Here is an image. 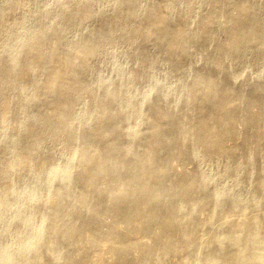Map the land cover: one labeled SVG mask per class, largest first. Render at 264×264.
<instances>
[{"label": "bare ground", "instance_id": "bare-ground-1", "mask_svg": "<svg viewBox=\"0 0 264 264\" xmlns=\"http://www.w3.org/2000/svg\"><path fill=\"white\" fill-rule=\"evenodd\" d=\"M133 1L135 0H122L118 6L120 14L124 12L125 4ZM211 1L204 26L192 34L193 45L195 44L197 48L201 45L198 39L206 32L207 25L210 26V22L217 17L219 7L217 4L221 5L225 0ZM69 3V0L64 1L66 6ZM82 7V12L71 22L93 15L94 7L90 5ZM191 7L190 3L189 8ZM171 10L169 1L160 4L155 11L154 9L150 11L147 20L155 31L156 39L162 43V50L170 51L169 61L176 69H180L184 63L178 61L188 51L187 46L181 44V38L187 29L180 28L170 36L171 30H174L169 18ZM255 12L256 4L253 0H242L235 15H227L221 19L233 22L234 25L229 28L227 41L218 48L216 54L204 57L206 60L210 59L214 67L209 71L198 70L195 74V83L204 91L192 100V89L181 93L184 101L193 105L191 108L185 105L187 107L170 110V103L168 105V102L164 101L165 87L160 84L156 85L152 93L143 100L140 95L142 87L126 86L112 98L105 97L104 100L110 98L109 102L112 103L109 109L101 106L100 102L102 103L103 99L99 100V108L95 113L91 112L94 119L91 121L83 119L79 123L78 128L82 133L69 132L63 138L65 144L73 137L77 138L82 148L77 159L71 153L72 150H69L64 154L65 158H58L48 171L39 170L47 182L59 179L54 191L57 198L51 200V207L43 215L40 214L35 224L28 226L24 218L11 233L4 232L6 229L0 225V264H38L40 261L43 264H81L82 261H85L84 264H152L177 246H180L188 260L196 257L197 249H200L198 258L200 256L201 258L195 260L197 262H192L196 264H264V213L252 219H248V216L243 219L239 217L230 230L223 229L222 225L216 226L212 229L213 233L209 230L212 236L209 234L211 238L207 240H200V235L198 236L206 225L215 220L232 218L234 213L244 210L245 207L255 211L264 204V197L256 198L249 195L244 201L238 202L229 187L209 188L213 181L222 176H233L237 184L242 185L247 174L246 167L251 164L254 172L253 187L257 191L264 190L262 157L258 160L244 147H227L225 142L235 131L233 118L242 107L243 101L244 106L251 103L259 107L262 102L260 79L255 78L253 81L255 83L249 92L245 93L242 87L236 84L232 67L226 66L222 61V59L225 61L224 58L230 53L236 52L241 45L253 46L257 54H261L264 38L258 34L263 25ZM63 18H66V12L60 15V20ZM178 18L182 24L187 22L184 15ZM46 31L47 28H43L39 36L35 33L28 38L24 42L25 48L28 46L27 49L40 51L45 44L43 36ZM131 31V39L142 36L137 27H132ZM97 34H94L96 36L91 43L83 42L79 51L63 53L58 50L63 38L57 35L53 49L39 65L41 68V65L51 64L52 70L45 82H40L33 88L34 96L46 90L58 95L53 101V111L49 116H44L41 111L29 114L27 119L32 117V124L22 121L13 126L18 138L16 141L9 139L2 143L3 154L6 157L10 156L11 162L5 166V163L1 162L6 160L0 161V181L6 180L9 174L16 173L14 168L20 165L37 163L38 166H42L41 163L51 158V154L45 150L41 155L30 150L32 146L36 149L41 146L44 134H47L50 127L53 128L51 137L61 130L70 131L69 128L72 130L73 120L78 116L75 108L76 98L83 96L88 87V83L75 79L74 76L87 68L88 57L98 56L102 51L104 41H100ZM174 52L181 54L178 61L174 60L177 57L173 59L171 56ZM0 57L8 56L1 54ZM79 58L81 60L77 61ZM157 60L159 56L154 59L155 62ZM6 62L7 64L0 65V85L8 88L2 96L5 103L2 111L9 103V92L23 81L15 78V75L26 79L33 72L31 67L17 69V65L13 63L15 61L12 62L8 58ZM124 79L121 80L123 85L132 80ZM150 80L155 78L149 75L144 81L148 83ZM72 90L78 93V96L72 97ZM131 94L133 96L129 98ZM127 100L131 105L133 101L140 107L146 103L153 116V128L149 131L151 138L144 150H138L135 146L141 134L134 135L131 142L122 145L124 138L119 133H123L121 127L124 120L131 117L126 110ZM199 101L204 104L196 106ZM241 119L245 126L246 141L252 139L251 132L254 128L261 129L256 136L254 135L253 143L256 146L255 151L264 149V110L260 107L258 112H248ZM138 125L141 133L142 125L140 122ZM86 128H91V131L87 132L89 129L85 130ZM33 130L36 131L35 136L32 135ZM167 132H174V139L164 136ZM19 133H23V138ZM195 137L199 147L194 143ZM17 150L21 151L19 155L15 154ZM202 153L213 154L219 160H224L225 164L216 170L213 176H206L200 169L199 172L190 175L181 174L172 180L168 179V159L171 155L180 154L198 160L203 156ZM234 156L236 158H232ZM69 157L72 167L65 171H57L58 163L68 162ZM40 172L30 173L26 178L37 180L40 178ZM100 176L114 182L117 185L116 189L100 188L97 185ZM71 177L75 179L71 181ZM75 185L78 191L71 195L69 205H63L64 199L73 191ZM36 189L35 187L29 190L28 200L42 201L37 197ZM3 191L4 194L2 190L0 191V206L6 203L9 195L18 194L17 190L10 186H6ZM225 207L228 209L225 210ZM197 208L208 211L205 219L193 220ZM103 210L109 211L114 219H121L125 228L122 229L118 227L119 224L117 226L112 223L106 234L100 233L98 224ZM38 212L37 208H32L30 214L36 215ZM73 214L78 217L77 224L71 221ZM134 228L138 230V234L131 236L128 231ZM180 231L184 234L181 235V241L177 237ZM87 246L92 247V253ZM182 264L189 262L185 261Z\"/></svg>", "mask_w": 264, "mask_h": 264}, {"label": "rangeland", "instance_id": "rangeland-1", "mask_svg": "<svg viewBox=\"0 0 264 264\" xmlns=\"http://www.w3.org/2000/svg\"><path fill=\"white\" fill-rule=\"evenodd\" d=\"M64 1L65 0H0V55H6L8 56V60L10 59L12 62L15 61L13 63L17 65V69L19 68V70L25 67H31L33 71L29 74V78L26 79L19 77L18 74L15 75V78L23 79V81L9 92L8 99L10 100L7 107L3 109L4 111H2V106L5 103H3L4 98L2 96L8 91V88L0 85V161L6 160V162H1L5 163V166L11 162V158L3 154L2 143L9 139L17 140L18 136L15 135L13 126L17 122L22 121H27V124H32L33 118L30 117L27 119L29 114H35L41 111L44 116H49L53 111V101L58 95L56 96L46 90L42 94L34 96L33 88L36 84L45 82L52 70L51 64L46 63L45 65H41V68H39V65L53 49L57 35H61L63 38V43L58 48L61 53L79 51L83 42H92L93 37L96 36L94 35L95 33H98L97 35L100 37V41H104V46L99 55L88 57L87 68L84 72L74 76L75 79L88 83V87L83 96L76 98L75 108L78 116H76V120H73L74 125L71 123L73 125L72 130L71 128H69L70 131L61 130L51 137L53 128L50 127L47 134H44L41 146L38 149L32 146L30 150L37 151L39 155L46 151V153L48 152L51 154V158L44 161L43 164L41 163L42 166H38L37 163L20 165L14 168L16 173L9 174L6 180L0 181L2 194L5 193L3 189L6 186L13 187V189H16L18 192V194L14 196L9 195L6 199V203L0 206V225L6 229L4 232L7 233L13 232L24 218H26L28 226L35 224L40 214L43 215V213L51 207V200L57 198L54 191L59 183V179L47 182L44 180L42 177L43 174L39 170L48 171L50 166L53 165L58 158H65L64 154L69 150H72L71 153H73L75 159H77L79 153L82 151L77 138L75 139V137H73L67 144H65L63 138L69 132H71V134L82 133V130L78 128L79 123L83 119H88L89 121L94 119V114L91 112L95 113L97 108H99V100H104L107 96L112 98L126 86L132 88L142 87L140 95L143 100L147 95L152 93L156 85L160 84L162 87H165L166 92L163 93L165 98L164 101L168 102V105L170 103V110H176L185 105L191 108L193 105L188 101H184V97L181 93L184 90L192 89V100L204 91L203 88L195 83V74L198 70L209 71L214 67V63L209 61L210 59L206 60L204 57L214 56L218 48L225 44L227 41V32L234 23L226 22L221 19L227 15H235L242 0H225L221 5L220 3L217 4L219 6L216 13L217 17L214 21L210 22V26L207 25L206 32L198 39L201 43L199 48L195 47V44L193 45L192 34L201 30L204 26V21L211 7V0H135L125 4L123 6L124 12L121 14L118 6L122 0H69L70 3L68 6L64 4ZM168 1L172 7L169 18L174 28V30H171L170 36L172 33H176L180 28L187 29L184 36L181 38V44L188 48L187 54L180 60L179 55L181 54L174 52L171 55L173 59L177 57V59L174 60H179L178 62L182 61L184 63V66L180 69H176L173 66L174 64L169 61L168 54L170 51L167 52L162 50V43L156 39L155 31L147 20L150 11L153 9L155 11L157 6L165 4ZM253 1L256 4L255 15L263 25L258 35L264 38V0ZM190 3L192 4L191 8H189ZM83 5L94 7L95 10L93 15L85 17L82 20L71 22L72 19L77 18L78 14L82 12ZM63 12H66V18L60 20V15L63 14ZM182 15L185 16L187 21L183 24L178 21V17ZM116 26H118L117 29ZM132 27H137L142 36L131 39ZM43 28H47V31L45 36H43L45 44L41 50L37 52L34 49H27L28 46L25 48L24 42L35 33L39 36ZM107 52H111V54H107ZM143 55H146V57ZM158 56L159 60L155 62L154 59ZM7 58L0 57V65L7 64ZM224 59L225 61L222 59L223 63L226 66L232 67L231 71L235 73L236 84L238 86L240 85L245 93L249 92L250 87L255 83L253 82L255 78L260 79L262 91V102L260 107L264 110V47L261 54L258 55L253 46L241 45L238 46L236 52L230 53ZM80 60V58L77 59V61ZM139 68H141V70H138ZM149 75L153 76L155 80H150V82L145 83L144 80L149 77ZM124 78H132V80L130 83L123 85V81L121 80ZM72 95V97H75L78 96V93L72 90ZM132 96L131 94L129 98ZM109 99L104 100L105 102H100L101 106L106 109L111 108L112 103L109 102ZM212 100L213 99H211V101ZM125 104L127 113H129L131 117L124 120L121 127V132L123 133H119L122 134L124 138L122 145L125 146L131 142V137L134 135L141 134V138L136 142L135 146L138 150H144L147 147V141L151 138L149 131L153 128L152 124L154 120L151 111H149L146 103L140 107L135 105L133 101V105H131L127 100ZM199 104L201 106L204 103L199 101L196 106ZM169 106H167L168 109ZM260 107L251 103L244 106L243 101L242 107L233 118L235 131L225 142L227 147L242 146L256 159L260 160L262 157L264 160V149L259 152L255 151L256 146L253 143V138H255L261 129L254 128L253 132H251L252 139L246 141L244 138L245 126L241 122V118L244 114L248 112L256 113L260 110ZM139 122L142 125L140 126L141 133L138 125ZM114 123H116V121H114ZM2 130L3 132L1 133ZM85 130L89 132L91 128H86ZM35 133L36 131L33 130L32 135L35 136ZM22 134L23 133H19L21 138H23ZM164 136L174 139L175 133L167 132ZM197 142V138L195 137L194 143L199 147V142ZM72 145L73 147L71 148ZM60 152L63 157L60 155ZM20 153V150L15 152L16 155ZM202 155L203 156L198 160H192L180 154L171 155L168 159V179L172 180L181 174L190 175L199 172L200 169L206 176H213L216 170L218 171V169H221L223 164H225L224 160H219L213 154L205 155L202 153ZM232 158H236V156ZM70 163L71 157H69L68 162H59L57 171H65L71 168L73 164L71 165ZM33 172H40V178L37 180H28L26 177ZM237 172L241 173L240 170H237ZM246 173L242 185L240 186L233 176H222L218 180L213 181L209 188L217 189L229 187L235 195L233 197H235L238 202L244 201L249 195L256 198L264 197V190L257 191L253 187L254 172L251 164L247 165ZM72 179L74 180L75 178L71 177V181H73ZM97 185L100 186V188L107 187L112 190H115L117 186L114 182L107 180L105 176H100L98 178ZM35 187L37 188V197L42 201L45 199L44 202H36L27 199L29 190ZM73 187V191L64 199L63 205H69L71 195L78 191L76 185ZM32 208H37L39 214H30ZM245 208L244 210H246V212L242 209L240 212L234 213L231 216L232 218L219 221L215 220V223L213 222L214 224L211 223L206 225L199 232L201 234L198 233V236L200 235V240L204 241L211 238V232L213 233L212 229L216 226L221 227L222 225L223 229L226 228L225 230H230L239 220V217L243 219L245 216H248V219H252L264 213V204L260 209H256L255 211L249 207ZM201 209L202 208L195 209L193 220L199 221L207 217L208 211L204 209H202V211ZM227 209L228 207H225V210ZM103 211L100 214L101 221L98 224V231L100 233L106 234L110 226H112V223L113 225L117 224V226L119 224L120 226L118 227L120 228H125L123 221H120L121 219H114L109 211L105 210V213ZM240 213H242L243 216ZM72 217L71 221L73 224H77L76 222L79 221L78 217L74 214ZM106 228H108L107 231ZM128 233L131 236H135L138 234V230L134 228L128 231ZM181 235H184L182 231L177 235L179 241H181ZM87 247L92 253V247ZM170 251L152 264H182L185 261L189 262V264H196L192 262L201 258V256L198 258L201 253L200 249H197L198 255L192 257L194 259L191 258L190 260L186 258L180 246ZM82 262L83 264L85 263V261ZM39 263H41V261L38 262V264Z\"/></svg>", "mask_w": 264, "mask_h": 264}]
</instances>
